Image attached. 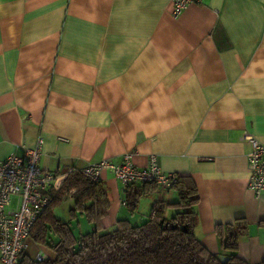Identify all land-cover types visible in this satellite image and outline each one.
Returning a JSON list of instances; mask_svg holds the SVG:
<instances>
[{"label":"crops","instance_id":"crops-1","mask_svg":"<svg viewBox=\"0 0 264 264\" xmlns=\"http://www.w3.org/2000/svg\"><path fill=\"white\" fill-rule=\"evenodd\" d=\"M245 134L264 140V0H197L177 16L170 0H0V159L38 137L39 166L58 174L126 153L145 167L154 156L195 185L201 244L228 257L217 229L243 220L235 253L256 264L264 194L247 186ZM101 185L104 231L118 220L138 225L155 201L178 199L175 187H125L110 172ZM176 211L163 208L167 218ZM29 248L31 258L53 257Z\"/></svg>","mask_w":264,"mask_h":264},{"label":"trees","instance_id":"trees-1","mask_svg":"<svg viewBox=\"0 0 264 264\" xmlns=\"http://www.w3.org/2000/svg\"><path fill=\"white\" fill-rule=\"evenodd\" d=\"M174 187L178 191L177 201L165 204L157 200L142 223L132 225L127 220H118L114 229L104 231L101 219L109 201L101 181H91L72 171L30 229V238L50 249L53 257L38 260L25 250L18 264H250L235 253L239 237L246 230L245 221L217 229L223 249L229 253L227 261L222 262L194 234L197 216L192 206L198 200L195 185L189 177L178 175ZM142 193L137 190L128 194L131 209ZM66 198L72 202L71 215H83L94 225L91 231L75 235L69 221L54 216L53 208ZM165 205L177 209L170 218L163 214ZM256 264H264V260Z\"/></svg>","mask_w":264,"mask_h":264},{"label":"built area","instance_id":"built-area-1","mask_svg":"<svg viewBox=\"0 0 264 264\" xmlns=\"http://www.w3.org/2000/svg\"><path fill=\"white\" fill-rule=\"evenodd\" d=\"M197 0H170L171 13L180 14L191 2ZM243 139L249 144L246 154L248 167L247 186L256 197L264 194V140L250 134ZM42 138L32 147H24L22 155L10 154L0 159V264H18L21 254L28 247L30 229L49 205L68 173L58 174L39 166ZM126 153L122 162L108 160L89 163L78 170L91 181H101L104 172H110L125 187L151 182L162 189L174 187L176 173L164 172L151 156L145 167H136ZM36 259H45L37 253Z\"/></svg>","mask_w":264,"mask_h":264},{"label":"rangeland","instance_id":"rangeland-1","mask_svg":"<svg viewBox=\"0 0 264 264\" xmlns=\"http://www.w3.org/2000/svg\"><path fill=\"white\" fill-rule=\"evenodd\" d=\"M71 206H72V202L70 201L69 198H66L64 201H62L59 205L55 206L54 208H57V215L59 216V218H62L63 220L70 222L72 231H73V233L75 235H78L80 233L86 232L88 230L87 227H86V220H84V222H81L82 224L79 225L77 223V221L80 220L81 218H78V220H76V218L71 215V212H70ZM27 243H28V245L30 244V240L29 239H28ZM42 247L43 246H38V245L37 246L36 245L34 246V244L32 243V245L30 246V248L27 247V249L29 248L30 251H32L35 248L36 249H41L43 251H47L48 250L47 248H44V247L42 248ZM30 253H32V252H30Z\"/></svg>","mask_w":264,"mask_h":264},{"label":"water","instance_id":"water-1","mask_svg":"<svg viewBox=\"0 0 264 264\" xmlns=\"http://www.w3.org/2000/svg\"><path fill=\"white\" fill-rule=\"evenodd\" d=\"M219 258H220V260H221L222 262H225V261H227V259H228V257H227V256H224V255L219 256Z\"/></svg>","mask_w":264,"mask_h":264}]
</instances>
